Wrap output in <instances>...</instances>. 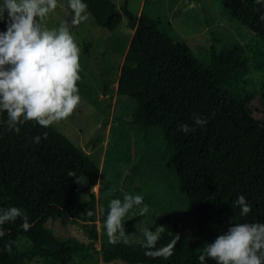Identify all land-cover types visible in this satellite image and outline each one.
Segmentation results:
<instances>
[{"label":"trees","instance_id":"trees-1","mask_svg":"<svg viewBox=\"0 0 264 264\" xmlns=\"http://www.w3.org/2000/svg\"><path fill=\"white\" fill-rule=\"evenodd\" d=\"M218 1L227 17L264 46V0ZM83 3L101 30L112 32L122 17L135 29L116 87L117 95L133 103L127 124L135 146L129 152L142 170L152 162L160 165L195 213L196 235L205 242L190 243L174 230L162 231L151 249L142 246L141 238L107 242L95 250L98 199L91 189L99 169L90 154L53 125L44 128L27 121L19 133L9 131L7 113L0 112V208L23 209L31 225L23 229L18 218L2 226L6 234L0 237V264H26L35 258L69 264L96 255L104 264H201L205 244L234 224H264V79L258 91L251 95L245 91V96L235 84L246 74L248 59L238 55L236 45L213 48L209 61L200 62L184 43L151 27L144 9L137 16L126 4L117 8L111 0ZM91 44L92 40L83 44L86 55ZM194 113L207 124L195 126ZM185 123L194 129L187 135L179 130ZM37 135L39 144L32 139ZM240 195L251 205L246 216L236 204ZM143 203L148 205L146 199ZM89 211L93 215H87ZM57 218L89 224V242L57 240L45 228L48 220ZM10 241L11 253L4 250ZM165 248H170V255L164 254ZM203 264L216 262L206 257Z\"/></svg>","mask_w":264,"mask_h":264},{"label":"rangeland","instance_id":"rangeland-1","mask_svg":"<svg viewBox=\"0 0 264 264\" xmlns=\"http://www.w3.org/2000/svg\"><path fill=\"white\" fill-rule=\"evenodd\" d=\"M117 8H127L139 16L142 9L152 19L150 26L172 35L184 43L200 62H207L211 50L224 46H237L238 55L248 59L246 74L235 84L241 93L252 94L264 79V46L248 29L237 24L223 12L218 0H111ZM3 3V0H0ZM86 20L73 23L74 12L69 0H57V7L46 15L42 24L58 28L64 24L80 48V80L77 81L81 101L73 114L53 126L74 145L89 153L99 169L96 187L91 191L98 199L95 221L97 240L95 250L109 242L104 221L111 200L121 199L127 193L140 194L148 202L144 216L133 208L124 217L123 227L128 243L143 238L145 229L155 231H180L187 241L205 242L196 235L195 213L186 206L182 195L175 190L172 181L161 172L160 165L152 162L146 170L133 159L129 150L134 149L133 134L128 126L132 101L116 93L119 69L135 29L127 26V19L112 31L99 29L87 12ZM9 26L8 13L0 19V33ZM85 40H92L89 54L83 51ZM239 57V56H238ZM7 67V66H6ZM250 98V97H249ZM249 101V100H248ZM129 152V154H128ZM88 225L57 218L48 220L45 228L63 241L73 239L87 244ZM26 264H51L35 258ZM69 264H104L100 255ZM110 264H124L114 262Z\"/></svg>","mask_w":264,"mask_h":264},{"label":"clouds","instance_id":"clouds-1","mask_svg":"<svg viewBox=\"0 0 264 264\" xmlns=\"http://www.w3.org/2000/svg\"><path fill=\"white\" fill-rule=\"evenodd\" d=\"M256 2L261 3V0ZM69 6L74 12L73 23L87 19L83 15L87 8L83 0H69ZM56 7L57 0H3L0 3V19L7 12L9 20L7 31L0 33V112L7 113L9 131L19 133L20 125L27 121L47 128L71 116L81 101L77 87L81 50L75 38L64 24L52 29L42 24L43 18ZM261 19L264 20V16ZM192 120L195 126L207 124V119L199 113H194ZM179 130L187 135L194 129L185 123ZM43 136L47 139V133ZM32 139L39 144L41 136ZM69 176L74 174L70 172ZM143 200L140 194L127 193L123 200L109 202L104 226L110 243L122 239L128 243L124 239V217L133 208L144 216L149 206ZM236 204L242 216L251 212L244 195L238 196ZM87 215L93 213L89 211ZM18 218L22 220L23 229L30 228L29 217L23 209L0 208V237L6 234L2 226ZM164 229L162 226L155 231L145 229L143 240L139 242L146 248H154ZM12 243L6 244L4 250L11 253ZM163 252L171 254L170 248ZM206 257L216 264H264V224H234L214 242L205 244L199 257L201 264Z\"/></svg>","mask_w":264,"mask_h":264},{"label":"bare ground","instance_id":"bare-ground-1","mask_svg":"<svg viewBox=\"0 0 264 264\" xmlns=\"http://www.w3.org/2000/svg\"><path fill=\"white\" fill-rule=\"evenodd\" d=\"M96 186H94V188H95Z\"/></svg>","mask_w":264,"mask_h":264}]
</instances>
